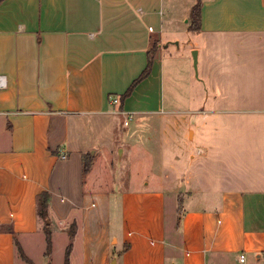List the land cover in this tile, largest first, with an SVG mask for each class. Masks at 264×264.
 Segmentation results:
<instances>
[{
  "label": "crops",
  "instance_id": "0c3cea01",
  "mask_svg": "<svg viewBox=\"0 0 264 264\" xmlns=\"http://www.w3.org/2000/svg\"><path fill=\"white\" fill-rule=\"evenodd\" d=\"M200 1L195 32L196 0L0 2V264H63L69 243L67 264L264 260V0ZM154 43L149 74L125 96ZM169 45L196 51L198 79L188 64L176 78L175 59L188 56L162 69ZM162 70L173 101L154 109ZM128 111L137 116L116 159L141 167L140 183L126 169L125 187L88 189L95 155L113 154L115 116Z\"/></svg>",
  "mask_w": 264,
  "mask_h": 264
},
{
  "label": "rangeland",
  "instance_id": "374dc122",
  "mask_svg": "<svg viewBox=\"0 0 264 264\" xmlns=\"http://www.w3.org/2000/svg\"><path fill=\"white\" fill-rule=\"evenodd\" d=\"M155 49V50H154ZM157 46L156 43L153 44L152 46V52L156 51ZM177 55V56H188L189 57V62H190V67H189V62H185L182 58L181 59H175V64L177 67V72H176V78L177 80H185V66H187L188 64V68L191 70L193 76L198 79L199 77L196 76V71L194 69L193 66V56H192V51H187L185 52V48L180 47V50H176V45H169L168 51L164 54L166 55L164 57V61L162 62V69H163V64H165V66L169 63V61H171L170 59V55ZM181 70V71H180ZM157 81L158 84L160 83V85L156 86V89L152 88V90H154V92H151V97L149 98V101L151 103H153V107L154 109H158V107H162L164 108V106H167L168 102H171V96L170 92L168 91V87H167V74L166 71L164 73V70H162V73L160 74L159 77H157ZM176 100L178 101V97H176ZM173 101V100H172ZM180 103H183L182 100H180ZM132 111H128L126 113H129ZM133 113L132 119L128 122L129 125H125L124 124V118L125 115L123 114H117L115 117V133H113V135H115V138L113 139V143L111 144V149L113 151L112 156L110 154L107 153L106 149L104 148V151L101 152L100 154H96L95 155V159L97 160V164L96 167L94 169V171L90 174L85 175V182H86V187L88 189H96V190H103V191H115L117 188V186H126V182L123 180H119L121 179L120 177L123 176V173H121V170H126V172L128 171L129 173H131L135 178L137 184L140 183V177L138 175H140L139 170L141 169V167L136 168L134 165H130L128 166V163L126 160L123 161V163L121 165L118 164L116 156L118 155L119 149L123 147V144L121 141L124 139V135L126 133V131L128 129H131L132 125L135 123V119H136V114ZM193 113V112H192ZM163 111H160V113L158 114H154V116H157L158 118L161 117L163 115ZM161 129V126L159 124V122H156L155 124H150L149 125V133L152 135L153 133L155 134L156 131L159 134V130ZM156 130V131H155ZM192 133V132H191ZM120 141V142H119ZM92 150H90L91 152ZM109 157L110 160L112 158V165L109 164ZM139 173V174H137ZM119 182V183H118ZM119 189V188H118ZM172 201L171 198H168L167 200V208L170 206L169 202ZM173 206H176V202L173 200ZM171 209V208H170ZM169 210V208H168ZM168 215H170V212H167ZM179 216H172L171 218L168 217V223H171L172 220L174 221H178ZM169 226V225H168ZM245 258H246V262L245 263H234V264H264V260L263 257L261 258V261L258 263H255L253 260V255L252 254H247L244 253ZM213 257V253L210 254V258Z\"/></svg>",
  "mask_w": 264,
  "mask_h": 264
},
{
  "label": "trees",
  "instance_id": "16d2710c",
  "mask_svg": "<svg viewBox=\"0 0 264 264\" xmlns=\"http://www.w3.org/2000/svg\"><path fill=\"white\" fill-rule=\"evenodd\" d=\"M2 0H0L1 2ZM188 27L187 30L189 32H195L200 30V22H201V1L196 0L194 5L191 7L189 17H188ZM152 47L150 48L149 55H148V62L145 67V69L142 71V73L139 75V77L131 84V86L128 88V90L125 93V96L129 95L133 89V87L138 83L140 80L144 79L150 72L151 70V65H152V59H153V54L155 51L152 52ZM155 50V49H154ZM91 167V161L85 159L83 160V173H87ZM47 193H41L37 195V212L39 217L45 221L47 219ZM182 196L179 194L177 197V215L180 216L182 212ZM44 230H45V236H46V254L48 255L50 253V248H51V241H50V231L48 229V224L45 223L44 225ZM74 235V229L70 230L69 232V238L72 239ZM71 248V243L68 244L66 247L65 251V256H64V263H68V256ZM18 251L20 255L23 257V253L18 246Z\"/></svg>",
  "mask_w": 264,
  "mask_h": 264
},
{
  "label": "built area",
  "instance_id": "2783aa9c",
  "mask_svg": "<svg viewBox=\"0 0 264 264\" xmlns=\"http://www.w3.org/2000/svg\"><path fill=\"white\" fill-rule=\"evenodd\" d=\"M149 30H152V27H149ZM6 86V79L3 75H0V88H4ZM119 100L117 97L113 96V97H110V103L111 104H116L118 103ZM125 115V120H124V124L125 125H128V122L132 119V116H133V113L132 112H129V113H124ZM67 156V153L66 151L64 150H61L60 153H59V157L60 158H66ZM245 255L244 253H240L239 256H238V260L239 262H244L245 261Z\"/></svg>",
  "mask_w": 264,
  "mask_h": 264
},
{
  "label": "water",
  "instance_id": "95a60500",
  "mask_svg": "<svg viewBox=\"0 0 264 264\" xmlns=\"http://www.w3.org/2000/svg\"><path fill=\"white\" fill-rule=\"evenodd\" d=\"M192 56H193V66H194L195 71L197 72V56H196L195 50L192 51Z\"/></svg>",
  "mask_w": 264,
  "mask_h": 264
}]
</instances>
